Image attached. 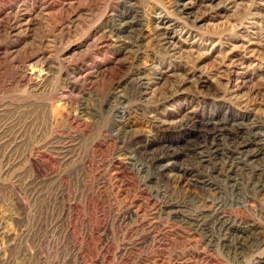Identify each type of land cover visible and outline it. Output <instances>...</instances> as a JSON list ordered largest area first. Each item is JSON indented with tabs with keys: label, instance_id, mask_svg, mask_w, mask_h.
I'll list each match as a JSON object with an SVG mask.
<instances>
[{
	"label": "rangeland",
	"instance_id": "1",
	"mask_svg": "<svg viewBox=\"0 0 264 264\" xmlns=\"http://www.w3.org/2000/svg\"><path fill=\"white\" fill-rule=\"evenodd\" d=\"M50 1L56 7L50 20L32 14L30 30L13 34L8 26L21 0H0V264H176L186 260L195 264L191 258L196 249L179 237L183 227L165 218L153 219L148 197L133 186L136 175L128 171L121 177L122 184L108 172L113 164L128 168L123 157L115 152L104 159L95 158L89 171L85 158L93 144L109 140L108 128L115 114L104 99L126 85L137 69L149 78L146 82L154 83L150 86L151 102L144 105L159 115L175 119L189 113L202 120L230 122L241 110L220 100L217 92L225 81L212 79L223 64L234 62L240 81L238 96L256 100L264 116V52L253 58L245 52L248 42L264 50V0H234L235 8L230 11L224 9L223 0H183L180 3L193 4L186 15L175 10L177 0H135L139 7L128 16L139 19L134 26L142 34L137 47L121 46L122 42L108 33L116 0ZM59 4L65 8L57 14ZM158 14L177 20L178 33L174 32L183 51L179 56L167 57L156 47L152 31ZM193 41L196 50L190 53ZM103 42L110 46L100 48ZM41 56L49 58V64H42ZM73 70L82 82L73 84L68 79ZM200 75L210 80L200 82ZM43 78L44 87L37 91L34 83ZM61 95L66 99L59 98ZM132 105L126 118L143 144L175 145L191 135L188 131L153 130L141 120L136 122ZM79 106L86 109L81 116L85 125L77 129L65 115L77 114ZM98 176L112 187L109 201H103L96 211L99 219L106 216L108 222L105 228L98 222L94 225L96 241L89 248L79 239L83 226L77 224L71 232L67 206L98 188L102 183ZM258 192L257 200L243 212L230 214L241 215L244 223L257 226L264 237V189ZM237 193L227 190L221 200L227 205L233 197L242 202L245 192ZM131 201L143 204L138 224L133 215L126 214ZM129 210L135 209L130 206ZM100 247L107 249L106 257L101 256ZM125 249L129 254L123 256ZM247 256L245 262L251 264Z\"/></svg>",
	"mask_w": 264,
	"mask_h": 264
},
{
	"label": "bare ground",
	"instance_id": "2",
	"mask_svg": "<svg viewBox=\"0 0 264 264\" xmlns=\"http://www.w3.org/2000/svg\"><path fill=\"white\" fill-rule=\"evenodd\" d=\"M181 1L183 0L174 2V7L176 8L174 9L179 15H186L193 4L187 3V1L186 3H180ZM222 2L224 9L227 11L235 8L233 6L235 4L234 0H223ZM57 7H60L57 8L59 9L57 14L61 13L59 11L65 8L62 4ZM138 7L139 5L135 3V0L115 1V8L109 16L111 26L108 33L111 38H116L115 40L118 43L122 42L121 46L137 47L142 39L141 30L135 31L136 28L134 27L139 24V19L128 16L129 12ZM55 9L56 7L50 0H21L11 14L12 25L11 27L8 26L10 28L9 32L18 34L20 31L30 30L33 23V15L47 21L53 17ZM129 17L132 18L128 19ZM253 17H256V15L254 14ZM156 20L152 31L155 35L156 47L167 57L174 58L177 55L179 56L183 51L180 48L181 45H179L181 40L175 37L177 36L175 32L178 33L176 31L177 20L171 21L159 14ZM183 20L187 21L184 17ZM178 30L181 33L184 32L180 28ZM195 45L196 41L190 43L188 52H193ZM255 45L257 44L248 42L245 47V52L250 58L262 51L264 52L260 48H253ZM109 46L106 42L100 44L102 49ZM100 48L98 49L100 50ZM40 61L42 64L47 65L50 60L41 56ZM235 65L237 64L234 62L223 64L220 69H217L215 79L211 78L213 82L218 80L225 81V84H222L220 86L221 89L217 92L220 100L228 104L231 103L234 106L236 105L241 110L240 116L230 122H225L221 119L202 120L196 118L193 114H186L185 112L183 116L181 115L182 117L179 116L175 119L159 115L158 112L149 108L150 106L146 107L144 105L148 104V101L153 97L150 86L154 83L146 82L149 78L143 76L142 70L137 69L133 77L127 82V86L124 85L122 88L120 86V88L112 89L113 92L109 90L111 93L108 98L104 99V103L109 111L115 114L114 118H112L114 121L108 128L109 140L105 141L106 143H92L93 145L89 148V153L85 158L87 159L85 168L89 171L93 169L95 158L104 159L105 156L108 157L109 154L115 152L118 157H123L124 161H127L126 165H128V168L113 164L108 168V172L116 179L120 178V183L122 184L121 177L128 171L136 175V183L133 181L136 185L133 184V186H136L135 189L139 190L142 195L144 194V196L148 197V203L149 201L151 203L150 208L153 219L165 218L168 221L176 222L181 228L183 227L184 232L179 237L182 241L184 240V243L189 242L196 249V254H193L191 258L195 264H246L245 257H248L247 255H249L251 264H264V237L257 232V226H250L244 223L241 215L236 214L235 217H231L230 214L231 211H236V213L237 211L238 213L240 211L243 212L245 207H247L246 205L250 204L251 201L257 200L258 191L264 189V158L256 159L260 156L264 157V116L260 112L261 104L256 100L249 101L238 96L240 90L238 83L240 81L238 74L234 70V67H237ZM39 72H42V70ZM71 75L68 79L73 84L82 80L81 75L76 73L75 70H73ZM30 79L31 76L28 80ZM200 80L205 82V80L210 79L207 77L203 79L200 75L198 81ZM44 83V78L34 83L37 91L43 89ZM64 96L61 95L59 98L66 99ZM160 96L162 95L160 94ZM130 104L134 105L133 113L136 114L138 119L136 122L141 120V122L147 124L146 126H151L153 130L164 132L170 130L188 131L191 135L182 143L175 145L158 144L153 146L149 142L143 144L140 134L136 132V128L132 127L133 124L130 125L128 123L129 119L126 118V116H129L128 107ZM85 110L81 106L77 110V114L71 115L68 113V115H65L69 124L77 129L85 125L81 117L85 115ZM102 171L107 173L105 170ZM93 173H96V170ZM99 178V181L102 182L101 177ZM133 179L135 178L133 177ZM150 184H153L154 187H150ZM111 188L109 182H102L94 190L89 188L91 191L83 197L81 195L78 196V201L73 199V202L68 203V226L71 227L72 233H74L77 224L84 227L79 239L85 242V245L89 248L91 242L96 241L94 240V225L98 222V225L101 224L100 226L105 228L108 222L106 216H101L99 219L96 211L98 209L97 206L100 207L103 201H109L108 194L111 193ZM123 188L125 189V187ZM128 188L131 187L128 185ZM227 190L233 193L236 192V194L240 190H242V193L245 192L243 201L240 202L233 197L232 200L230 199L229 205L225 204L221 197ZM144 200L147 201L145 197ZM139 202H129L130 206L135 210H129V206L126 212V214L133 215L132 217L136 220V223L138 220L139 222L142 220L138 211L143 204ZM151 239L153 238L151 237ZM105 250L107 249L104 247L99 248L102 257L107 255L104 254ZM127 253L128 250L125 249L122 255L124 256ZM188 263L190 262L186 260L176 264Z\"/></svg>",
	"mask_w": 264,
	"mask_h": 264
}]
</instances>
